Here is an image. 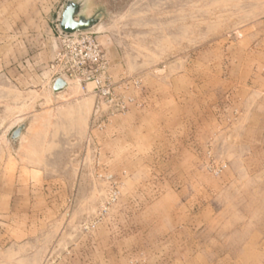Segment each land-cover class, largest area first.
<instances>
[{
  "label": "rangeland",
  "instance_id": "obj_1",
  "mask_svg": "<svg viewBox=\"0 0 264 264\" xmlns=\"http://www.w3.org/2000/svg\"><path fill=\"white\" fill-rule=\"evenodd\" d=\"M0 264H264V0H0Z\"/></svg>",
  "mask_w": 264,
  "mask_h": 264
},
{
  "label": "built area",
  "instance_id": "obj_2",
  "mask_svg": "<svg viewBox=\"0 0 264 264\" xmlns=\"http://www.w3.org/2000/svg\"><path fill=\"white\" fill-rule=\"evenodd\" d=\"M91 31H83L74 34H64L59 31V37L62 39L63 47L69 53L73 51L75 60L67 70V74L62 78L65 81H69L72 77V73H77L79 76H84L87 73V68L97 67L102 61V54L99 45L93 38ZM72 72V73H71ZM92 72H89L86 80L93 79Z\"/></svg>",
  "mask_w": 264,
  "mask_h": 264
},
{
  "label": "water",
  "instance_id": "obj_3",
  "mask_svg": "<svg viewBox=\"0 0 264 264\" xmlns=\"http://www.w3.org/2000/svg\"><path fill=\"white\" fill-rule=\"evenodd\" d=\"M98 23L96 18H84L80 16V6L73 2H67L59 21V29L64 34H74L89 31ZM68 89V83L57 78L52 86L53 94L57 95ZM24 126L18 127L10 136L11 141L16 142L20 139Z\"/></svg>",
  "mask_w": 264,
  "mask_h": 264
},
{
  "label": "crops",
  "instance_id": "obj_4",
  "mask_svg": "<svg viewBox=\"0 0 264 264\" xmlns=\"http://www.w3.org/2000/svg\"><path fill=\"white\" fill-rule=\"evenodd\" d=\"M67 94H64V97ZM35 137H33V133H32V128L31 127H25V129L23 130L20 139L18 140V142H16L15 147L18 148L17 151H26L27 148L32 147L31 145L34 143ZM40 142V141H39ZM41 147L44 149L45 148V141L42 140L40 142Z\"/></svg>",
  "mask_w": 264,
  "mask_h": 264
}]
</instances>
